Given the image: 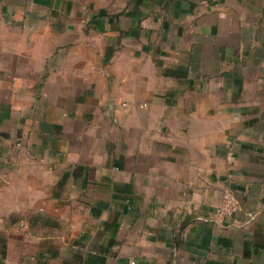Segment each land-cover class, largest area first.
Instances as JSON below:
<instances>
[{
	"label": "crops",
	"instance_id": "0c3cea01",
	"mask_svg": "<svg viewBox=\"0 0 264 264\" xmlns=\"http://www.w3.org/2000/svg\"><path fill=\"white\" fill-rule=\"evenodd\" d=\"M0 264H264V0H0Z\"/></svg>",
	"mask_w": 264,
	"mask_h": 264
},
{
	"label": "built area",
	"instance_id": "2783aa9c",
	"mask_svg": "<svg viewBox=\"0 0 264 264\" xmlns=\"http://www.w3.org/2000/svg\"><path fill=\"white\" fill-rule=\"evenodd\" d=\"M241 209L239 197L232 190H225L217 213L222 217H233Z\"/></svg>",
	"mask_w": 264,
	"mask_h": 264
}]
</instances>
